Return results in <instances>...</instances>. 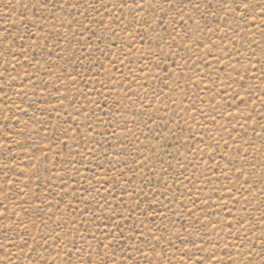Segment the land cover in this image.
<instances>
[{"label":"rangeland","instance_id":"1","mask_svg":"<svg viewBox=\"0 0 264 264\" xmlns=\"http://www.w3.org/2000/svg\"><path fill=\"white\" fill-rule=\"evenodd\" d=\"M46 2L43 8L41 0H0V227L11 225L8 235L0 233V264H101L96 242L89 247L77 233L107 231L97 225L113 209L130 216L120 221L130 227H124L127 239L109 245L114 253L104 249L108 264H264V0H251L255 11L246 24H238L243 8L217 16L202 7L200 17L189 6L199 30L185 16L175 40L165 31L172 32L171 16L154 33L160 21L149 10L133 19L132 11L106 0L112 13L124 14L115 20L102 0H89L95 9L85 0ZM78 3L84 7L71 6ZM110 72L132 87L130 99H121L114 84L115 91L104 90L111 99L96 107L86 97H100L92 85ZM135 73L139 83L129 85L125 76ZM116 177L122 178L113 184ZM96 197H107L112 207L93 217ZM141 229L149 237L144 243ZM25 233L31 246L19 251L11 241ZM31 237L40 242L39 254ZM73 239L85 248L82 257Z\"/></svg>","mask_w":264,"mask_h":264},{"label":"snow or ice","instance_id":"2","mask_svg":"<svg viewBox=\"0 0 264 264\" xmlns=\"http://www.w3.org/2000/svg\"><path fill=\"white\" fill-rule=\"evenodd\" d=\"M85 3H88V7H90V8L95 9L97 7L96 4L90 3L89 0H85ZM102 3H103V10L106 12H109L111 15H113L115 20H119L121 17H123V15H124L123 12H120L119 15L112 13V10H111V8H109L106 0H102ZM146 4L148 5L147 9H145ZM216 5H219V7H216ZM216 5L212 4V0H203L202 3L196 2V0H112V6L114 8H117V9L123 8V9H128V10L132 11L134 14L133 19H135V14H142L146 10L151 11L153 18L160 21V23L156 26V28H153L154 33L157 32V28L164 27L165 20L169 16H171V19L169 21V26L172 28V32H167V29H165V31H166L167 35L172 40L176 39L175 35H173V33L175 32V26L177 24H179V26L181 28H184L185 24L187 23V20H192L193 23H196L197 24V30H199V22L194 19V16L192 14H189V12L185 11L186 9L189 8V6H190V10L192 12H194L196 16H200V17H204L206 15L205 13L199 11L202 7L208 8L209 11L216 13L217 16L220 15V12H222L224 8H228L230 13H240V10L243 8V9H245V11L242 14V18L238 21V24L239 23H245L246 24L247 20H248L249 13L255 11V7L252 5L251 0H216ZM48 6L49 5L46 2V0H41V7L47 8ZM71 6L83 8L84 4L78 3L76 5H71ZM53 7H55V6H53ZM60 8L63 9V4L60 5ZM137 10H139V13H137ZM158 12H163L164 15L157 16ZM54 14L55 13H53V15ZM185 16H187V20L181 22V19ZM232 18H233L232 16L228 17V19H232ZM259 18L261 20H264V15H261ZM225 23H227V20L225 21ZM143 24L147 28H152V23L146 18L144 19ZM81 26L84 27V25H81ZM101 27H104V25L102 23H101ZM128 27L129 26H125V30H127ZM253 27H255V25H253ZM261 27H262V30H264V26H261ZM88 30L91 31V29H88ZM231 31L233 32L234 35H239V32L237 31L236 28H232ZM184 34L189 35L187 28H185ZM92 35L95 36L96 33L92 32ZM114 35H118V34L114 33ZM136 38H138L140 40H145V41L147 40V38L144 36L134 37V39H136ZM225 38L231 40V37H229L227 35V32H225ZM77 39H79V36H77ZM98 39H102V38L98 37ZM160 39L162 42L167 43L166 41H164L163 36H161ZM189 39H191L190 35H189ZM187 43L188 42L185 41L184 45L187 46ZM197 43H199V42H197ZM250 43H255V41H250ZM127 46L129 48H131L132 47L131 42H129V44ZM178 46L179 45H176V44H168L169 48L178 47ZM200 46L202 47V44H200ZM221 46H223V45H221ZM96 47L98 48L99 46H96ZM150 47H151V45H150ZM156 50L161 51V48L159 45L156 46ZM101 51L103 52L102 49H101ZM211 54H212V52L209 51L208 55H211ZM81 55H84V53L82 52ZM104 55H107V53H104ZM144 58L148 59L147 55H145ZM164 58L167 59V54H165ZM123 59L124 58H119V57L117 58L119 63H123ZM157 59H160V57L157 56ZM237 62L239 63V61H237ZM109 63H111L113 67H116L117 71H120V69L117 67L116 61H109ZM184 63H188V61L185 60ZM177 64H178V61H173V68H175L177 66ZM156 66L159 67V65H156ZM125 67H128V65H125ZM181 67H182V65H181ZM5 71H7V69H5ZM89 71H91V69H89ZM132 71L133 70L129 67V72H132ZM164 71H165V73H167L168 69H164ZM185 71H187V70H185ZM261 71L264 72V67H262ZM121 75L123 76L124 73L121 72ZM157 79H160V77H157ZM171 79H172V77H169V80H171ZM180 79H185V76L183 73L180 75ZM125 80H127V83L129 85H134V82L139 83V73H135L132 76H125ZM188 80L190 81L191 78L188 77ZM114 84L119 86V88L124 93V95H123V97H121V99H124V98L130 99V97L128 96V93L132 92V90H133L132 87L126 88L124 85V82L115 79V75L111 72L109 73V76L106 80L100 81L99 86H97L95 84L92 85L91 90L94 92H99L100 97L96 98L95 100H92L91 97H86V98L91 101V104H94L96 107H101V98H103L105 100L111 99L110 96L105 95L104 90H107V92H109V93L112 91H115L116 89L113 86ZM141 87L146 89L148 87V85L145 83V84L141 85ZM176 87L177 88L181 87L179 82L176 83ZM162 92H163V89H161L159 92H156L155 95L159 98V96L161 95ZM117 107H119V105H117ZM103 108H108V105L104 104ZM92 115L96 116V119L100 120L101 123L104 122L103 119L100 116L96 115L95 112H93ZM108 123H112V121L109 120ZM185 123H187V121H185ZM85 127L90 128L93 131L95 130L93 128V125L89 122L85 123ZM253 131H255V129H253ZM113 134H115L114 130H113ZM201 142H203V141H201ZM7 143L10 144L11 142L7 141ZM0 146H2V145H0ZM209 147H211L210 144H209ZM116 155L119 156L120 154L117 153ZM104 158H105V160L109 159V157L107 155H105ZM210 159L215 161V157H210ZM226 163H229V162L226 161ZM124 166L127 167L128 165L125 164ZM254 166L255 165H253V167ZM232 167L235 168V165L233 164ZM112 168L114 171H120V169L116 168V166L114 164L112 165ZM133 168H135V165H133ZM224 174H226V173H224ZM120 178H122V177H116L115 179H113V184H115L116 180L120 179ZM205 178L210 179V177H207V176ZM236 179L239 180L240 177L237 176ZM262 179H264V178H262ZM127 183L131 184L132 181L128 180ZM96 190H97V192H99V188H97ZM73 191H75V189ZM84 191L88 192L89 195H91L90 189L85 188ZM79 199L82 200V199H84V197L81 196ZM95 199H96V205L92 209V216L93 217H97V213H99L102 208H105L106 205L109 208L112 207V205L109 204L107 197H103V198L96 197ZM137 199L139 200V197ZM122 203H123V201H121V204ZM85 207L87 208V205ZM128 211L131 213L132 209H128ZM85 214H87V213H85ZM3 216H5V212L0 211V217H3ZM129 218H130V216L125 217L122 214H119L117 209H113L112 215L103 217L104 223L101 225H97L98 228L108 229L107 231H101L99 236H97L95 231H92L91 233H89V235H86V236L83 233H77V235L82 236L84 242L87 243L89 247H91L92 241H95L97 247L99 248V252H97V255L100 256L101 264H108V262L103 259V256L108 254V253L104 252V249L108 248L109 252L114 253L116 251V248L114 246L109 247V245L112 244L113 242H115V244H121L122 240L127 239V237L124 234V227H126V226L130 227V226L122 224V223H120V221H125ZM232 218L235 219V216H233ZM0 223H2V221H0ZM87 223L95 224L96 220L92 219L90 221H87ZM153 223H154V221H153ZM237 223L240 224L241 226H243L242 221H237ZM58 227H62V225H58ZM5 228H11V225H5L4 227H0V233H3L4 235H8V232L5 231ZM12 230L14 231L15 229H12ZM134 230L135 229H133V231ZM262 231H264V230H262ZM85 232H87V229H85ZM140 235L144 236L143 229H141ZM101 237L107 238V243ZM244 238L247 239L248 237L245 236ZM31 239L33 241H36V237H31ZM42 239H44V242L47 243V237L46 236L42 237ZM148 239H149V237L144 236V241H141V242L144 243ZM178 239H179V237H178ZM11 243L13 244V246H19V247H17L19 251H24V249L26 247L31 246L29 244V239L27 238L26 233L23 235H20V241L19 242L16 240H12ZM53 243L55 246L58 247L60 241L57 240V241H54ZM192 243H193V246L195 247V243L194 242H192ZM36 245H37V247H32V252L39 254L40 242L36 241ZM72 247L77 248L81 253V257L83 256V254L85 252V248L82 245H80L75 239H73ZM121 247H124V245H121ZM252 247H255L254 242H253ZM137 250L141 251L139 248H137ZM69 251H70V249H69ZM260 252H261L262 256H264V248H261ZM88 254H89V256H91V252H89ZM240 254H241V249H237V255L240 256ZM57 255H59V253H57ZM141 255H146V253L141 251ZM247 256L249 258H251L252 252L249 251L247 253ZM69 258H71V256H69ZM78 258H80V257H78ZM127 258L131 259L132 257H127ZM9 261H11L10 257H9ZM86 264H92V260L89 259L86 262ZM112 264H114V261L112 262ZM148 264H151L150 260L148 261ZM249 264H251V259H249Z\"/></svg>","mask_w":264,"mask_h":264}]
</instances>
